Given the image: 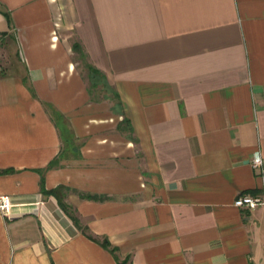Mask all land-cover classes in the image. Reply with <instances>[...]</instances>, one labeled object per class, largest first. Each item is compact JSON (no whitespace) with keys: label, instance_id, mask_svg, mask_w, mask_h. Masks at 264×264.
Wrapping results in <instances>:
<instances>
[{"label":"crops","instance_id":"0c3cea01","mask_svg":"<svg viewBox=\"0 0 264 264\" xmlns=\"http://www.w3.org/2000/svg\"><path fill=\"white\" fill-rule=\"evenodd\" d=\"M257 151L264 0H0V264H264Z\"/></svg>","mask_w":264,"mask_h":264},{"label":"trees","instance_id":"16d2710c","mask_svg":"<svg viewBox=\"0 0 264 264\" xmlns=\"http://www.w3.org/2000/svg\"><path fill=\"white\" fill-rule=\"evenodd\" d=\"M5 14L7 15V17H10V14H9L8 11H5ZM73 49L75 51H77V52L78 51L81 52L82 56H87L86 53L83 51L82 46H81V44L79 42L76 41V42L73 43ZM88 67H89V70L91 71L90 72V81H91V83H90V86H89V92L91 94H93L94 89L99 85V82L96 80V78L100 77L101 79H103L105 81L106 85L111 89V91L113 93L112 97L117 99L116 104L117 105L121 104L119 93L115 89H113L111 87V85L108 83L105 73L101 69H99L95 65H93L92 63H89ZM105 97H110V96H105ZM51 111H52L53 119L56 122H58L59 119L62 117V115L58 111H56L54 108H52ZM124 124H126V125L129 124V119L126 118V117L123 118V121L120 124L121 127L124 126ZM125 128H126V126H125ZM60 156H62V153L59 154V157H56L55 159H53L47 165V167H45L43 169H40L41 173L44 174L45 170L59 165L60 164ZM10 170H12V169H4V170H2V172H7V171H10ZM42 189H43V191L45 193L52 194V195L56 196L58 201H59V203H60V205H61V207L71 216V218L77 224H79V218H78L75 210L73 209V207L70 204H68L65 201V197L67 196L68 192L70 190H72L71 187H69L67 185H64V184H61V185H58L57 187H54V188H51V189H47L45 187L44 177H43L42 178ZM81 195L83 197H85V198H95V199H104V198H106L105 195L90 194V193H81ZM102 243L106 247L110 248L111 251L116 252L117 249L115 247L111 246V243L109 242V240L107 238H104ZM129 258L130 257H126L123 260L118 259V263L117 264H128Z\"/></svg>","mask_w":264,"mask_h":264},{"label":"built area","instance_id":"2783aa9c","mask_svg":"<svg viewBox=\"0 0 264 264\" xmlns=\"http://www.w3.org/2000/svg\"><path fill=\"white\" fill-rule=\"evenodd\" d=\"M252 166L263 179L262 191L257 194L245 193L239 195L235 200V205L238 207H264V156L261 151H257L254 154ZM13 206L14 203L10 195L0 194V209L4 215H8Z\"/></svg>","mask_w":264,"mask_h":264},{"label":"rangeland","instance_id":"374dc122","mask_svg":"<svg viewBox=\"0 0 264 264\" xmlns=\"http://www.w3.org/2000/svg\"><path fill=\"white\" fill-rule=\"evenodd\" d=\"M71 39L73 40V42H76V38L74 36H71ZM75 40V41H74ZM75 59L77 60L78 62V68L84 73L85 77L88 79V84L90 86V70H89V63H91L88 59L87 56H82L81 55V52H77L75 51ZM96 80L99 82V85L94 89V92H93V97L96 98V99H100L102 100L103 98H105V96H110L111 101H114V103L116 104V101L117 99L113 98L112 95V91L111 89L106 85L105 81L103 79H101L100 77L99 78H96ZM117 106V104H116Z\"/></svg>","mask_w":264,"mask_h":264}]
</instances>
